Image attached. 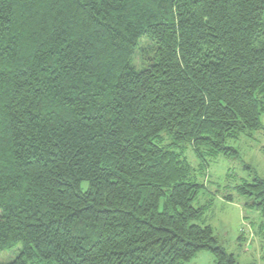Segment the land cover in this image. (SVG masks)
<instances>
[{"label":"trees","instance_id":"16d2710c","mask_svg":"<svg viewBox=\"0 0 264 264\" xmlns=\"http://www.w3.org/2000/svg\"><path fill=\"white\" fill-rule=\"evenodd\" d=\"M262 114L264 0H0V264H235L170 146L208 165Z\"/></svg>","mask_w":264,"mask_h":264},{"label":"rangeland","instance_id":"374dc122","mask_svg":"<svg viewBox=\"0 0 264 264\" xmlns=\"http://www.w3.org/2000/svg\"><path fill=\"white\" fill-rule=\"evenodd\" d=\"M146 42L140 41V49L134 57L137 68L146 65L141 56L146 54L142 49ZM226 146L233 148L237 153L230 156H216L201 161L189 144L170 146L181 153L189 163V172L186 180L203 184L198 196L192 201L194 207L210 201V205L200 224L209 225L217 245L227 254L234 257L235 264H264V218L256 210L252 197L239 194L235 187L250 183L254 178L264 180V114L260 116V127L249 134L237 138L227 139ZM86 182L81 183V189L86 188ZM230 194L231 201L222 198ZM17 250L0 252V262L12 260ZM30 264H54L34 258ZM182 264H215L213 255L206 250L197 252Z\"/></svg>","mask_w":264,"mask_h":264}]
</instances>
